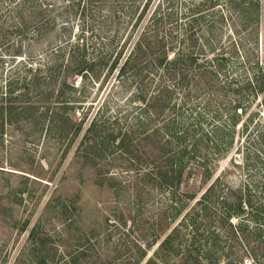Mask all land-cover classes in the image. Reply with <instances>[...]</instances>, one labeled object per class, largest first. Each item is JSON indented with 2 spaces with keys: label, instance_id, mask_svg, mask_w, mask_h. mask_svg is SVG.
<instances>
[{
  "label": "trees",
  "instance_id": "obj_1",
  "mask_svg": "<svg viewBox=\"0 0 264 264\" xmlns=\"http://www.w3.org/2000/svg\"><path fill=\"white\" fill-rule=\"evenodd\" d=\"M111 78L124 101L90 114L87 85ZM6 135L76 142L96 169L117 161L139 199L155 196L114 255L93 236L64 264H264V0H0V144ZM242 135L236 176L239 162L218 165ZM47 239L35 222L13 264L23 249L50 261Z\"/></svg>",
  "mask_w": 264,
  "mask_h": 264
},
{
  "label": "rangeland",
  "instance_id": "obj_2",
  "mask_svg": "<svg viewBox=\"0 0 264 264\" xmlns=\"http://www.w3.org/2000/svg\"><path fill=\"white\" fill-rule=\"evenodd\" d=\"M87 41L94 43L95 39L87 37ZM113 84L111 78L100 85H87L85 101L86 105H92L90 114L105 103L109 105L106 113L110 110L113 113L124 101V94ZM4 139L0 144V264L14 263L27 229L35 222H39L41 232L48 234L46 247L53 255L44 264H64L69 255H77L92 244L93 236L100 238L98 251L102 249L108 257L114 255L110 249L121 243L122 238H129L126 229L133 221L140 219L144 224L154 216V194H145L143 200L133 194L126 187V177L117 161L103 159L96 169L83 160L76 142L63 150L45 143L42 135L35 145L9 143L8 135ZM245 145L247 137L242 135L240 148H233L220 159L219 168L234 160L240 163L234 171L236 176L243 173ZM186 180L190 183L188 187L198 188L192 176ZM26 222L28 228L23 231L21 224ZM23 251L21 264H35ZM79 261L84 264L83 258Z\"/></svg>",
  "mask_w": 264,
  "mask_h": 264
}]
</instances>
